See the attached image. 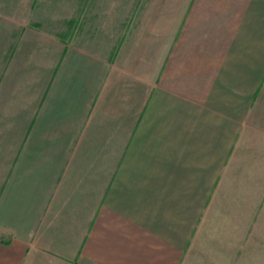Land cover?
Segmentation results:
<instances>
[{"label":"crops","instance_id":"obj_1","mask_svg":"<svg viewBox=\"0 0 264 264\" xmlns=\"http://www.w3.org/2000/svg\"><path fill=\"white\" fill-rule=\"evenodd\" d=\"M0 264H264V0H0Z\"/></svg>","mask_w":264,"mask_h":264},{"label":"rangeland","instance_id":"obj_2","mask_svg":"<svg viewBox=\"0 0 264 264\" xmlns=\"http://www.w3.org/2000/svg\"><path fill=\"white\" fill-rule=\"evenodd\" d=\"M142 1H144V0H142ZM76 3H77V7H79V0H68V6H69V8L75 7Z\"/></svg>","mask_w":264,"mask_h":264}]
</instances>
